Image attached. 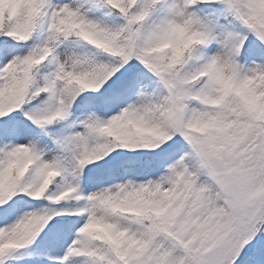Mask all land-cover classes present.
<instances>
[{
    "label": "snow or ice",
    "instance_id": "snow-or-ice-1",
    "mask_svg": "<svg viewBox=\"0 0 264 264\" xmlns=\"http://www.w3.org/2000/svg\"><path fill=\"white\" fill-rule=\"evenodd\" d=\"M0 264H264V0H0Z\"/></svg>",
    "mask_w": 264,
    "mask_h": 264
}]
</instances>
